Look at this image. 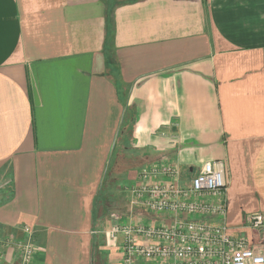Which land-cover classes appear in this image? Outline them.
Here are the masks:
<instances>
[{
  "label": "crops",
  "instance_id": "crops-1",
  "mask_svg": "<svg viewBox=\"0 0 264 264\" xmlns=\"http://www.w3.org/2000/svg\"><path fill=\"white\" fill-rule=\"evenodd\" d=\"M111 2L108 43L109 0H0V262L30 239L29 264H122L109 231L166 218L135 203L141 172L172 163L188 185L219 159L229 232L264 250L247 224L264 213V0Z\"/></svg>",
  "mask_w": 264,
  "mask_h": 264
},
{
  "label": "built area",
  "instance_id": "built-area-1",
  "mask_svg": "<svg viewBox=\"0 0 264 264\" xmlns=\"http://www.w3.org/2000/svg\"><path fill=\"white\" fill-rule=\"evenodd\" d=\"M140 179L135 203L166 218L154 224L124 223L109 231L111 237L122 235V264H264L261 245L229 232L225 160L205 162L188 185L181 183L172 163L144 169ZM247 224L264 229V213L250 214ZM13 246L20 250L22 264L32 262L37 251L32 240Z\"/></svg>",
  "mask_w": 264,
  "mask_h": 264
},
{
  "label": "trees",
  "instance_id": "trees-1",
  "mask_svg": "<svg viewBox=\"0 0 264 264\" xmlns=\"http://www.w3.org/2000/svg\"><path fill=\"white\" fill-rule=\"evenodd\" d=\"M111 6H112V2L111 0H109V13L107 16V24H106V28H107L106 39L108 40V43L112 42V39L114 37V28H115L114 27V13H113Z\"/></svg>",
  "mask_w": 264,
  "mask_h": 264
},
{
  "label": "rangeland",
  "instance_id": "rangeland-1",
  "mask_svg": "<svg viewBox=\"0 0 264 264\" xmlns=\"http://www.w3.org/2000/svg\"><path fill=\"white\" fill-rule=\"evenodd\" d=\"M143 209H144V208H143ZM145 210L148 211L147 209H145ZM148 213H150V212H148ZM135 219H136V220H140V219H138V218H135ZM132 221H133V220H132ZM143 221H144L145 223H149V224L151 223L150 220H149V218H146V217L143 218ZM0 264H5V263H4V262H0Z\"/></svg>",
  "mask_w": 264,
  "mask_h": 264
}]
</instances>
